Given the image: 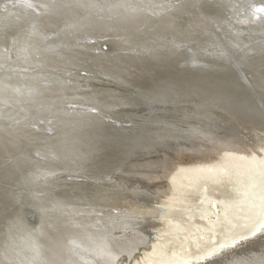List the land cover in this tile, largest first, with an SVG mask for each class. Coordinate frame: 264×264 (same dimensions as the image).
I'll return each mask as SVG.
<instances>
[{
  "label": "bare ground",
  "instance_id": "1",
  "mask_svg": "<svg viewBox=\"0 0 264 264\" xmlns=\"http://www.w3.org/2000/svg\"><path fill=\"white\" fill-rule=\"evenodd\" d=\"M22 28L27 33L19 57L39 43L40 34L54 38L67 29L63 44L72 51L86 45L93 58L107 49L99 63L113 86L136 84L161 103L94 88L67 95L72 100L62 105L70 107L23 112L28 120L19 128L2 121L0 264H127L118 256L131 259L142 250L145 259L131 264H264V229L258 232L264 211L258 222L252 220L231 241L214 248L216 233L226 227L230 236L234 228L224 209L208 220L217 208L209 196L201 213L206 224L192 234L206 252L194 256L188 237L168 253L166 244H155L165 232L176 231L167 220L170 209L161 212V235L149 245L151 228L142 213L108 196L109 189H123L145 203L154 188L175 201L208 183L220 187L217 173L226 167L250 173L248 186H257L255 173L264 176V144L257 142L264 136V47L253 56L244 51L250 41H264V0H0V57ZM59 60L25 64L46 77L39 82L20 83L9 72L5 77L18 82L11 85L1 75L0 105L10 101L20 106L44 94L48 85L58 91L72 86L70 70L60 67ZM137 104L163 113L159 121L131 133L130 121L116 111ZM71 113L86 117V123L75 125L67 118ZM103 148L109 149L104 161L78 171L86 180L54 182L53 176L71 168L73 161ZM252 195L264 202V188Z\"/></svg>",
  "mask_w": 264,
  "mask_h": 264
},
{
  "label": "rangeland",
  "instance_id": "2",
  "mask_svg": "<svg viewBox=\"0 0 264 264\" xmlns=\"http://www.w3.org/2000/svg\"><path fill=\"white\" fill-rule=\"evenodd\" d=\"M33 8H35V7L33 6ZM235 10L236 9H233L231 11L233 13H235L236 12ZM14 14L16 15V12H14ZM222 14L226 15V13L224 14L223 12H222ZM237 20H238V18H237ZM66 30L64 29L62 34H66ZM25 31H26V29L22 28L18 32L19 34L16 33V36L14 35V37H12V40L8 44L7 54H5L3 57L1 56L2 58L0 57V72H1L0 78L2 75V77H3L2 80L8 81L11 84L13 81L11 79H7V78H8V74L11 75V73L13 72L12 75H17L19 77V80H20V81L18 80V82H20V83H22V82H29V83L33 82L34 83L35 81H38V82H39V80L42 81L43 78L46 79V77L41 75V72H39L40 70L36 71L34 69L35 70V72H34L33 68H31L30 65H29V67L28 66L26 67L25 64L29 63L31 60L33 62L35 61L34 63H38L39 60L42 61L43 59L45 60L49 57H58V58H60L59 66L60 67L64 66L63 68H68L70 70L69 75H71L70 79L72 80L73 84H72V82H70L72 86H68L67 88L64 87L61 89V91L56 90L55 85H48L45 88L46 91L44 94H39L40 96L35 95L37 98L33 96L28 101L20 103V106H19V104L13 105L12 103H10V101H8L9 103H7L6 106L0 105V107L3 108L0 111L2 114V117H3V118H0V122H1L0 124H2L4 122L3 125L6 124L5 126H7V127L9 126L11 128H14V127L19 128L20 125L23 124V122H26L28 120V117H25V118L22 117L23 112H25L27 110H32L35 108H44V107L46 108V107H52V106L54 107L53 110H55L56 108L58 110H60L61 108L70 107V106H72L71 104L65 103V106H64V105H62V102L63 101L65 102L66 99L72 100L69 97H71L75 92H82V95H84V94L88 93L87 91H89V92L94 91V88L95 89L96 88L97 89H103V88L108 89L109 88L111 90L114 89L116 91L123 92V93L129 92L131 94L140 95L141 97H144L145 99H154V101L150 100V104H155V105L157 104L158 105V103H161L156 98H151L152 96L148 97L147 93H144V92L141 93L139 91V88L136 87L137 86L136 84H133L130 82L126 84V82H125V85L122 86L121 88H119L117 86L116 87L113 86L114 84L112 83V81L111 80L108 81V79H106V77H107L106 73H108V72L106 71V69L104 70V67H102V64L99 63L100 59H102V57H101V55H103L102 53H105L107 49L103 48L101 50L102 52H100L101 54L99 53V55H97L96 57L90 58L89 54H88L89 48L86 47V45L81 46V44H79L78 47L73 48V51H72V48L70 49V48L65 47V45L63 44L65 42H63V41H66V40L62 39L64 36L62 34L61 35L59 34V35L55 36L54 38H50V37H47V36L40 34L39 36L41 37V39H40L39 43L35 44L32 47V49L27 53L26 57H24V56L19 57L17 55V52H18V49L20 46L21 39L23 38L25 33H27ZM20 34H21V36H19ZM68 35L70 37H72L73 34L68 33ZM77 38L78 37H76L75 39H77ZM256 42H255V40H252L246 44L245 47L247 48V50L244 51L246 56L247 55H249V56L256 55L257 50L263 49L264 41H263V43L262 42L256 43ZM57 44H58V46H57ZM80 47H82V49H80ZM62 48H63V50H62ZM58 49H59V51H58ZM85 49H86V51H85ZM74 54H75V56H74ZM79 57H81V58L83 57L82 60L79 59ZM97 57H99V58H97ZM27 59H29L30 61ZM97 60H98V62H97ZM22 61L24 63H22ZM82 61L85 64L81 63ZM86 62H88V63H86ZM98 65L100 66V68ZM15 67H17V68H15ZM19 67L21 69H19ZM6 69H8V70H6ZM9 72H11V73H9ZM3 73H5L6 75ZM37 73H39L40 75H38ZM97 73H98V75H97ZM103 77H105V78H103ZM119 79H121V78H119ZM121 80H123V79H121ZM18 82L14 81L13 84H11V85H15V84L17 85ZM75 82H76V84H75ZM82 84H83V86H82ZM76 85H77V87H76ZM86 87H88V88H86ZM84 88H85V90H84ZM141 91H144V90H141ZM53 93H55V94H53ZM71 93H73V94H71ZM56 94L57 95L59 94L58 97ZM50 95H52V96H50ZM67 95H69V97ZM40 98H42L41 99L42 103L40 101ZM164 98L165 97H163V96L159 97L160 100H163ZM18 100L21 101V99H17V101ZM32 103L34 105V108H33ZM38 103L40 105H37ZM24 104L26 107L22 108L24 106ZM57 104H58L59 108L57 107ZM61 105L63 107H61ZM181 105L184 106V104H181ZM145 107H147V106H145ZM145 107L142 104L132 105L131 107H129V106L128 107H122V108L117 109L116 113L118 115H122V116L125 115V118H127V120L130 121V127H131L130 129H132L131 133L139 132L142 129V127L149 126L148 124H150L151 122L159 121L160 117H162L161 115L163 113V112H161V114H160L159 112L157 113V111H154V110H151V109L145 108ZM70 115L71 116H69L67 118H68V120H72L75 123V125L80 126L81 124L84 125L86 123V120H87L86 117L81 116L79 114L73 115V113H71ZM61 117H63V119H66L64 114ZM260 139L261 140L259 141V139H258L257 142L264 144V136L263 135ZM42 141L46 142V141H48V139H46V140L43 139ZM105 149H106V151H105ZM254 150H255V148H247L246 149V151H248V152H253ZM108 152H109L108 148H103L101 150H97L93 154L92 157L87 158L84 161H78V160L73 161L74 163L70 165L71 168L69 167L66 170H61L60 173L53 176V177H55L54 182L56 181V179L58 182H60L61 179L70 178V177L71 178L69 180H71V181L78 180L79 178H81L82 180H86L85 179L86 177L82 178V174L80 175L78 171H80L81 168H86V167L88 168L91 165H96L97 163L100 162V160L104 161L105 155L109 154ZM95 157H97V159H95ZM263 174H264V171H263ZM87 175H89V174H87ZM217 175H219L220 180H221L220 181V187H218L217 185H212L211 183L210 184L208 183L207 185H204V187L202 189L198 190L196 193H193V194L191 193L190 195H187L186 197H182V199H180L181 197H178L175 201H172L168 197H166V194H164L162 190L159 193H155L154 192L155 189L153 188L152 190H153L154 194H151L148 197L147 202L142 203L139 200L134 199L132 197V195L128 194V192L127 191L125 192V190H123V189L118 191L117 193L115 192L116 193L115 194L113 192L114 190L109 189V191H108V188L104 189L105 186H102V184H100V185L97 184V185L101 186L100 187L102 189L101 191H105V190L108 191L109 192L108 196L113 197L114 199H117V201L121 205L125 206L126 208L127 207L128 208L133 207L134 212L138 211V213H140V214L142 213V215H140L141 217L140 216L139 217L141 219L146 218V225H148L147 227L151 228L150 244L149 245H151L152 241L159 238V237L156 238L157 234L160 233V230L163 229L162 228L163 227L162 221L159 220L161 218L160 216H162V214H163V209H167V210L170 209V211L172 212V215L167 220L169 221L170 227L175 226L174 228H176L177 232L176 231L175 232L174 231L165 232L164 236L162 238H160L159 240H156L155 244H157L160 247H163V245L166 244V246L164 245V247H165L164 250L166 253H168V252L172 251L174 248L179 247L181 245L182 241H184V237H188L189 241H191L190 244H191L193 255L194 256H200L206 252V248L204 245L198 246L196 244V242H193L192 234L198 232L199 229L203 228L206 224V219L201 217V213L204 210L205 201L209 196L215 198V200L217 201V208H213V210H212L213 213L210 214L211 216L208 217L209 218L208 220H214V218L218 214H220L219 212L224 209V211L228 214L226 218L232 224L231 229L234 228V231L231 232L232 234L230 236L228 235V231L230 230V228L227 229L226 227H224V228L220 229L218 231V233H216V237H217L216 240H213L214 248H218L221 244H223V240L228 241V242L231 241V238L235 237V235L240 232L241 228L242 229L246 228L247 225L249 224V222H251L252 220H254V221H252V223L258 222L261 218L262 211H264V202L258 203V198H255L252 195L253 192L257 193L258 191H261L264 188V176H261V175H259V173L256 172L255 175H257L258 176L257 179H259V180H257V182H258L257 186L256 185H249L248 186V183L252 182V178H253V177L252 178L249 177L250 173H246V172L241 171V170H236V169L231 168V167H226L225 169L224 168L219 169ZM120 178L121 177H118L117 179L116 178L115 179L118 180ZM71 181H69V182H71ZM115 195H117V197ZM153 201H154V203H153ZM161 212H162V214H161ZM92 215L97 216V214H92ZM263 222H264V218H263ZM227 227H230V225ZM263 229H264V225H262V227L258 230V232L262 231ZM258 232H256V233H258ZM160 235L161 234H158V236H160ZM146 254L147 253H144L142 250L140 252H137L133 257H131V259L125 258L126 256L124 257L123 255H119L117 259H118V261H126L127 264H131L135 259H140V260L145 259Z\"/></svg>",
  "mask_w": 264,
  "mask_h": 264
}]
</instances>
